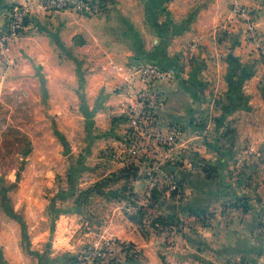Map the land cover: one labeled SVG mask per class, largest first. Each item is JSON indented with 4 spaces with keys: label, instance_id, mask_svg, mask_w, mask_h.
<instances>
[{
    "label": "rangeland",
    "instance_id": "rangeland-1",
    "mask_svg": "<svg viewBox=\"0 0 264 264\" xmlns=\"http://www.w3.org/2000/svg\"><path fill=\"white\" fill-rule=\"evenodd\" d=\"M233 9L234 3L231 12ZM248 11L256 35L247 32L243 18L231 15L230 20L231 25L242 28L256 55L252 101L245 100L243 91L234 103L235 113L239 112L234 118H226V111L218 117L201 118L196 128L209 131L211 122L214 127L210 138L204 137L205 150L188 152L189 163L177 165L183 169L176 177L179 189L145 193L141 200H111L102 193L90 197L98 186L107 185V191L126 188L132 196L133 190L128 181L121 180L118 168H139L115 163L110 155L112 145L100 149L90 144L94 134L74 113V71L65 70L69 92L64 96L58 91V70L35 65L21 48L13 61L9 53L0 54V264H264V207L256 213L255 196L237 193L247 187L248 174L255 175H250L251 185L261 191L258 203L264 204V36L258 30L255 11ZM225 30L222 24L214 33L224 35ZM222 103L219 109H230L221 107ZM205 156L214 159L197 166L193 181H187L186 167L192 160L201 163ZM250 168L253 171L248 173ZM125 204L135 210L121 208ZM79 205L91 206L92 212L84 213L82 220L101 221V230L110 227L113 217L122 228L127 221L138 220L143 245L99 236L90 225L87 232L92 235L85 239L93 241L83 248L73 246L74 234L67 229L62 232L66 237L59 241L62 223L72 224ZM240 220L246 227L235 229L232 223ZM223 224L228 229L226 237L233 238L220 250ZM109 241L122 243L123 252L108 259L96 257ZM63 245L62 251L59 246Z\"/></svg>",
    "mask_w": 264,
    "mask_h": 264
},
{
    "label": "crops",
    "instance_id": "crops-1",
    "mask_svg": "<svg viewBox=\"0 0 264 264\" xmlns=\"http://www.w3.org/2000/svg\"><path fill=\"white\" fill-rule=\"evenodd\" d=\"M10 2L11 0H0V30L7 29L8 20L4 17V8L9 6ZM101 2L103 13L91 19L69 12L33 16L26 22L21 36L11 44L10 59L13 61L17 54L16 50L21 48L35 65L58 70V84L61 85L58 91L64 96L69 92L65 88L67 83L64 78L65 70H73V85L76 89L73 100L77 108L74 111L75 116L84 119L85 128H88L91 135L94 134L90 144L100 149L109 148L110 145L113 148L116 140L124 138L129 132L125 111L132 94L144 85L141 78L139 79V74L133 76L134 71L141 67L156 66L171 72L170 78L159 82L165 94V103L157 110L153 129L165 130L175 123L185 127L184 146L179 150L177 160L171 166L172 173L179 178L183 172L179 164L183 163L185 166L189 163L188 152L205 150L204 137L210 138V130L214 127L211 122L209 131H201L200 128H196L197 122L205 117H218L223 111H226L224 116L230 120L239 113H235L237 105L234 103L237 96L239 99L244 91L245 100L252 101V95H255L252 86L256 79L254 73L256 55L253 53L252 44L245 41V36L240 30L242 28L238 29L231 25V7L237 2L255 11L258 30L264 36V0H101ZM222 24L226 27L224 35H216L214 30ZM68 72L70 74V71ZM220 102H223L221 107L230 106V109H219ZM227 102L232 104H226ZM196 145L200 149L195 148ZM205 158L208 160L204 161ZM211 158L205 156L201 163L192 160L184 172L187 181H193V173L199 168L197 166L210 162ZM138 168L139 171L118 168L123 176L121 180L128 181L129 188L133 190L132 196L126 188L120 191H107V185L98 186V192L95 194L91 192L90 197L102 193L111 200L120 197L121 201L127 202L133 201L134 198L141 200L145 193L148 195L149 192H156L157 190L150 188V180L146 177L145 170ZM247 171L251 173L253 169ZM250 175L252 176V174L247 176L250 179L247 187L244 186L245 189L237 193L241 196L248 194V197L255 196L253 211L256 210L258 213L260 208L264 207V204L258 203V197L262 194L256 184L255 187L251 185L253 181ZM116 176L118 179L119 174ZM252 177L255 178V175ZM193 188L196 187L192 186ZM90 208L88 205H79L74 211L75 219L72 224L67 226L65 222L62 223L59 236L62 237L63 230L67 229L68 234H74L73 246L77 249L83 248L84 243L93 241V238L85 239L92 235L91 232H87L91 229L88 227L90 225L98 230L96 232L99 236L104 237L106 234L125 242L132 241L143 245L144 236L139 232L141 225L138 220L125 222L123 230L121 223L113 217L110 227H104L106 230L110 229V233H107L106 230H101L100 225L103 224L101 221H94L92 217L91 220H82L84 213L92 212ZM121 208L127 211L135 210L131 206L126 208V204ZM232 224L239 230L247 225L241 220ZM224 226L226 225L219 227ZM227 232L228 229L223 228V238H218L220 250L222 246H227V240L233 238L230 235L226 237ZM236 236L240 238L239 234ZM61 237L59 241L66 236ZM63 248L65 245L59 246L60 250Z\"/></svg>",
    "mask_w": 264,
    "mask_h": 264
},
{
    "label": "built area",
    "instance_id": "built-area-1",
    "mask_svg": "<svg viewBox=\"0 0 264 264\" xmlns=\"http://www.w3.org/2000/svg\"><path fill=\"white\" fill-rule=\"evenodd\" d=\"M103 11L101 0H11L6 9L8 27L0 30V54L8 55L11 43L21 36L26 22L37 14L69 12L91 19L99 17ZM231 14L233 18L246 20L247 32L256 35L248 9L235 2ZM138 74L144 85L132 94L125 111L129 132L116 141L110 155L115 163L122 166L135 165L143 168L152 190L172 193L179 189V185L171 166L184 146L186 131L177 123L171 124L165 130L153 129L157 110L165 103V94L159 82L170 78L171 72L156 66H147L134 71L133 76ZM124 247L122 243L109 241L95 254L98 258L108 259L123 252ZM125 253L128 252L124 251Z\"/></svg>",
    "mask_w": 264,
    "mask_h": 264
}]
</instances>
